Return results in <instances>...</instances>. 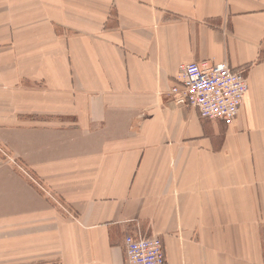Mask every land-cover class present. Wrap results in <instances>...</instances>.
I'll list each match as a JSON object with an SVG mask.
<instances>
[{"label": "crops", "instance_id": "1", "mask_svg": "<svg viewBox=\"0 0 264 264\" xmlns=\"http://www.w3.org/2000/svg\"><path fill=\"white\" fill-rule=\"evenodd\" d=\"M205 61L247 75L232 125L171 93ZM0 148V264H126L127 230L264 264V0H0Z\"/></svg>", "mask_w": 264, "mask_h": 264}, {"label": "built area", "instance_id": "2", "mask_svg": "<svg viewBox=\"0 0 264 264\" xmlns=\"http://www.w3.org/2000/svg\"><path fill=\"white\" fill-rule=\"evenodd\" d=\"M181 86L171 93L180 94L178 103L198 110L203 119H220L232 125L249 90L247 75L227 62H190L181 65ZM126 264H165V251L159 236L143 237L125 231Z\"/></svg>", "mask_w": 264, "mask_h": 264}, {"label": "rangeland", "instance_id": "3", "mask_svg": "<svg viewBox=\"0 0 264 264\" xmlns=\"http://www.w3.org/2000/svg\"><path fill=\"white\" fill-rule=\"evenodd\" d=\"M0 152H1L0 154L5 155L4 150L2 148H0ZM5 159L8 158L5 157ZM9 159L12 160V162H14V160L11 157H9ZM14 164L16 165L15 162ZM16 167H18L25 174V176L31 178L34 181V177L31 175V172H29L30 173L29 174L28 171H25L23 167H22L23 169L18 165ZM41 182L36 178L35 184L39 187V192H41V194L43 193L45 195H48V198L52 201L54 208L59 209V206L61 205L62 207H60V209L61 212L63 213V198L60 195H58L55 191L51 189L49 190L46 187H44V184Z\"/></svg>", "mask_w": 264, "mask_h": 264}]
</instances>
